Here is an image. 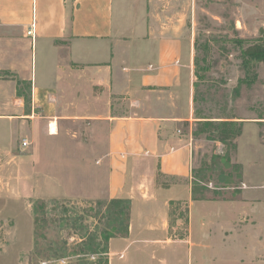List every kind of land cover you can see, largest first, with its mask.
Here are the masks:
<instances>
[{"label": "crops", "instance_id": "crops-1", "mask_svg": "<svg viewBox=\"0 0 264 264\" xmlns=\"http://www.w3.org/2000/svg\"><path fill=\"white\" fill-rule=\"evenodd\" d=\"M157 16L155 0H0L2 180L12 198H59L64 164L90 165L98 197L132 202L110 264H264L259 123L237 141L239 198L194 200L193 43ZM69 129L87 142H60Z\"/></svg>", "mask_w": 264, "mask_h": 264}, {"label": "rangeland", "instance_id": "rangeland-1", "mask_svg": "<svg viewBox=\"0 0 264 264\" xmlns=\"http://www.w3.org/2000/svg\"><path fill=\"white\" fill-rule=\"evenodd\" d=\"M155 1L160 26L170 23L174 31H188L191 36L193 43L191 58L196 80L194 114L211 117L213 121L234 116L238 121L259 123L261 130L259 132L264 143V63L261 62L255 67L258 73L255 83L249 86L241 82L246 74L242 66L241 49L253 44L264 35V0ZM239 82L241 85L239 90H236ZM249 126L247 129H255V126ZM213 129L214 127H210L204 130V127H197V122L194 123V131H196V134L193 133L194 170L206 168L213 156L224 155L229 149L228 145L225 146L223 142L213 138V135H220V131L214 133ZM186 130H189V126H186ZM65 132L66 138H62L60 142H66V140L87 142L88 133L85 130L74 132L69 129ZM72 145L74 146L75 143ZM72 145H69L65 155L77 156L85 150L74 148ZM230 157L233 163H237L238 144L235 149H230ZM64 166L68 167V177H74L72 183L70 180L67 182L69 185L64 183L67 188L64 187L63 192L67 193L60 195L64 197L46 196L43 200L48 202L47 210L57 221L56 224L59 225L61 222L62 239L73 245L88 232L103 228L104 221L99 216L96 217V212L90 209L96 207L99 200L106 199L98 197L100 191L95 189L98 186V173L96 170L92 171L90 165L68 161ZM48 167L51 168L52 165L43 164L44 169ZM6 171L7 166L2 159L0 161L1 180L4 175H7ZM77 176L78 180L75 178ZM5 179L0 181V264H71L77 261L78 256H71L57 260L42 258L33 262L35 247L33 202L35 199L12 198L7 190ZM207 185L215 187L214 182H208ZM52 188V181H48L46 189L49 191ZM66 209L67 213L64 211ZM181 212L183 229L180 232L183 233L187 226L188 211L185 209ZM67 217L76 218V221L66 223ZM99 258L98 255L87 254L81 255L80 259L96 264Z\"/></svg>", "mask_w": 264, "mask_h": 264}, {"label": "trees", "instance_id": "trees-1", "mask_svg": "<svg viewBox=\"0 0 264 264\" xmlns=\"http://www.w3.org/2000/svg\"><path fill=\"white\" fill-rule=\"evenodd\" d=\"M243 42V41H239ZM242 66L245 70V78L241 82L252 85L258 79L256 66L264 63V35L259 37L253 44L241 49ZM241 82L236 87L239 90ZM200 118L197 127H214L215 140H220L225 146H229L226 154L213 156L209 165L204 169H193L192 198L194 200L223 199L234 200L239 198V186L243 181L242 165L233 163L230 157V149L237 147L236 139L241 135L243 121L235 120L234 116L226 119L213 121L211 117L196 116ZM196 134V131L193 132ZM219 160V161H218ZM221 162V164H219ZM214 182L216 189H210L204 183ZM57 203V202H56ZM130 199L99 200L96 207L91 211L96 212L104 221L103 228L99 231L88 232L75 244L71 245L62 239L60 224L52 218L48 208V202L36 199L33 202V213L35 222V247L32 260L60 259L78 256L77 261L71 264H90L81 255L95 254L100 258L96 264H109V241L114 237H128L130 229ZM67 213V209L64 210ZM101 215V216H100ZM76 221V218L67 217L66 223Z\"/></svg>", "mask_w": 264, "mask_h": 264}, {"label": "built area", "instance_id": "built-area-1", "mask_svg": "<svg viewBox=\"0 0 264 264\" xmlns=\"http://www.w3.org/2000/svg\"><path fill=\"white\" fill-rule=\"evenodd\" d=\"M28 33L31 34V33H32V29H30V30L28 31ZM28 145H29L28 140L23 139L22 146H23V147H27ZM0 161H1V156H0Z\"/></svg>", "mask_w": 264, "mask_h": 264}, {"label": "bare ground", "instance_id": "bare-ground-1", "mask_svg": "<svg viewBox=\"0 0 264 264\" xmlns=\"http://www.w3.org/2000/svg\"><path fill=\"white\" fill-rule=\"evenodd\" d=\"M53 126V125H52ZM55 128V127H54ZM53 129V128H52Z\"/></svg>", "mask_w": 264, "mask_h": 264}]
</instances>
